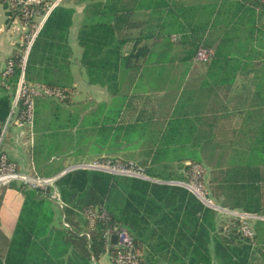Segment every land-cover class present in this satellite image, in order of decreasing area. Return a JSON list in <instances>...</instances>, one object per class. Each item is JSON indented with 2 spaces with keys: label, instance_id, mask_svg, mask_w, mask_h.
Instances as JSON below:
<instances>
[{
  "label": "trees",
  "instance_id": "trees-1",
  "mask_svg": "<svg viewBox=\"0 0 264 264\" xmlns=\"http://www.w3.org/2000/svg\"><path fill=\"white\" fill-rule=\"evenodd\" d=\"M0 2L28 27L45 13V6L30 7L35 14L26 24L23 8ZM71 3L84 5L77 34L80 66L90 85L108 91L109 104L91 108L74 100L76 10L66 6ZM27 35L8 60L11 72L6 69L0 79V138L23 71ZM201 50L210 59L203 82L196 91H182ZM24 84L63 92L60 101L36 106V122L46 109L59 121L65 114L34 144L30 159L36 168L29 166V174L52 177L63 168L49 163L53 156L102 154L117 142L128 151L139 149L138 157L100 160H133L152 180L68 172L56 186L66 204L62 223L69 229L56 222L47 191L20 184L25 202L0 264H100L106 254L112 260L116 251L107 252L104 239L109 226L127 230L139 264H264V221L253 222V235L246 237L240 219L222 218L186 188L168 184L185 182L196 166L203 179L205 166H211L222 208L264 217V0H65L37 36ZM140 101L146 111L128 121ZM163 105L166 112H160ZM136 141L139 146H129ZM214 158L218 164H212Z\"/></svg>",
  "mask_w": 264,
  "mask_h": 264
},
{
  "label": "crops",
  "instance_id": "crops-1",
  "mask_svg": "<svg viewBox=\"0 0 264 264\" xmlns=\"http://www.w3.org/2000/svg\"><path fill=\"white\" fill-rule=\"evenodd\" d=\"M184 1L187 2L188 4H199V3H208V2L214 3V2H219L220 0H184ZM66 6L70 8H74L76 10V15L74 17V25L71 30V47L74 51L72 67H71V75H72L71 81H72V85L76 88V91L74 93V100L76 103L86 102L91 106L93 104L97 105L101 103L109 104L111 103V96L108 93V91L99 86L90 85L86 74L84 73V71L80 66L82 50L77 43V34L81 22L84 18V5H74L71 3ZM25 32H26L25 25L18 18H12L11 16H9L8 9L4 6V4L0 2V79L3 77L4 71L7 68L8 60L11 58L15 50L21 44V39ZM209 64H210V59L208 61H198L195 58L194 61L192 62L189 73L183 82L181 90L182 91L198 90L207 73ZM138 94L143 95L145 94V92H140ZM145 97L141 99H146ZM40 102H44V103L40 104ZM56 102H52V103H56ZM159 102L160 101H158L157 105H159ZM48 103H51L49 102L48 99L40 98L36 101V106L40 104L39 107L40 109L43 108L42 106H45V104L48 105ZM140 103L142 106V107L140 106L141 107L140 109L141 110L144 109L146 111V108H143L145 101H140ZM60 106L65 110V112H68V110H70L67 107H62L63 105ZM226 106H228V104ZM135 107L136 106H133L131 108V111H129V113L127 114L126 119L128 121L135 120L139 115H141V110H139L140 111L139 112L135 109ZM91 108L94 107L92 106ZM156 109L157 108L154 106L149 108L150 113H152L151 115L154 114L153 112ZM160 112H166L165 105L160 107ZM41 113H42L41 119L39 117L37 122L35 116V123L33 126L27 124L20 125L19 123H17L16 119L13 118L8 125H7L8 123L7 121L3 129V133L0 138V152L7 155L9 160L18 166L19 170L22 171L24 170L28 172L29 166L30 167L32 166L33 169L36 168V163L34 161H31L30 159L31 150L34 147V144L38 140L39 136L44 134L43 132L49 130V127L51 126L57 127L59 123L62 122V120L64 121L65 114L63 118H60V120L61 119L62 120L59 121L56 120L59 118L57 114L51 111L50 109H46ZM116 144L117 145L113 144V147L109 151H104L102 152V154L92 153L91 155L87 156L83 154L75 155L74 152L73 153L71 152L67 155L53 156L50 159L49 163L56 162L57 165H61L63 167L61 172H63L75 166L89 164L105 157H112L118 159L131 158V155H136V157H138L139 149L135 153V151H128V149L124 147L125 145L120 146L117 142ZM138 144L139 142L136 141L129 146H139ZM90 146H92V143L88 145V147ZM189 164L190 161H187L185 165H189ZM41 165L42 164H40V166ZM174 166H179V169H181L180 165H177L176 163L174 164L170 163V167L176 169L174 168ZM13 185L14 186L0 190V255L3 254L4 249L11 238V235L14 229L16 228L21 210L25 202L24 194L22 192L25 190L18 183H15ZM50 203L52 204V210L54 211L56 222L58 224L62 223L61 212L63 210H60L51 201ZM103 258L100 260V263L102 262Z\"/></svg>",
  "mask_w": 264,
  "mask_h": 264
},
{
  "label": "built area",
  "instance_id": "built-area-1",
  "mask_svg": "<svg viewBox=\"0 0 264 264\" xmlns=\"http://www.w3.org/2000/svg\"><path fill=\"white\" fill-rule=\"evenodd\" d=\"M4 3L9 8H23L25 13L26 24L34 17L33 10L30 7H42L45 6V13L38 18V22L34 23L32 26L25 25L28 35L23 47L22 54V74L20 77L18 89L13 100L12 111L8 119L7 125L10 121L15 118L17 123L20 125H30L33 126L35 122V112H36V101L39 98H45L48 100L60 101L63 98V92L59 89H51L40 85L28 86L24 84V69L30 54V51L37 39V36L42 29L44 23L49 17L50 13L60 6L64 0H3ZM35 19V18H34ZM196 60L198 61H208L209 55L205 50H201ZM6 73L11 72L12 65L8 64L6 68ZM23 99V110L21 111L19 117L17 114L19 112L20 101ZM73 170H94L101 171L115 176H124L130 178H136L146 181H151L150 177L145 174V171L138 167L133 162L120 163L113 162L111 160H97L89 164L78 165L68 170L61 172L58 175L52 177H39L32 176L26 171L18 169V166L11 162L7 155L0 152V189L11 185L12 183L22 184L28 189L38 190L40 192L48 193L49 200L55 204L60 210L66 207L63 201L60 191L56 186V182L65 174ZM193 175L190 178L189 183L183 182H171L168 184L178 185L189 190L200 202L205 206L215 210H222L219 206L215 205L210 199L207 190L203 186L202 182V169L199 166L193 168ZM225 210V209H223ZM224 214H231L229 210H226ZM236 218L242 221V232L244 236L251 237L253 235V222L262 220L264 217L246 213H234ZM105 218V215L102 216ZM92 224V223H91ZM63 227L69 229L70 226L63 219ZM89 237V235L87 234ZM113 236L117 237V243L114 245L111 243ZM105 239V249L110 252L112 249L116 251L112 260L115 264H139L137 255L135 252V245L133 240L130 238L126 229L119 226H109L104 233Z\"/></svg>",
  "mask_w": 264,
  "mask_h": 264
},
{
  "label": "rangeland",
  "instance_id": "rangeland-1",
  "mask_svg": "<svg viewBox=\"0 0 264 264\" xmlns=\"http://www.w3.org/2000/svg\"><path fill=\"white\" fill-rule=\"evenodd\" d=\"M80 90V89H79ZM79 93V92H78ZM141 106V103L139 104V106H137V107H135V109L137 110V111H139V110H141L140 108L142 107H140ZM140 112V111H139ZM224 142V141H223ZM134 157H136V155H131V159H133ZM127 159H130V158H127ZM134 160V159H133ZM131 161V162H134V161ZM213 162H212V164L214 165V164H218L217 162H216V158H214V160H212ZM217 161L220 163L221 161L219 160V159H217ZM174 168H176L177 170H179L180 172H179V174H184V172H183V169H179V166H174ZM204 168V167H203ZM175 170V169H174ZM204 170H205V173H204V176H203V186H204V188L207 190V193H208V195H209V199L215 204V205H217V206H219L222 210H220V211H218V213L220 214V216L222 217V218H234V219H238V218H236V215L234 214V213H241V211H230V212H232V215L231 214H224L225 213V211H226V209L225 210H223L224 208H222L221 206H220V204H221V202L224 200V198L223 197H220V198H217L216 197V195L219 193L220 194V192L219 191H217V190H215L214 189V184H213V182L211 181V179H213V171H214V169L211 167V166H205V168H204ZM216 170H218V169H216ZM216 172V171H215ZM185 177L184 178H187L186 179V181L185 182H183V183H189V181H190V178H191V176H186V175H184ZM168 183H170V182H168ZM216 184V183H215ZM216 194V195H215ZM110 256L108 255V254H106L105 256H104V258H103V260H102V262L100 263V264H110Z\"/></svg>",
  "mask_w": 264,
  "mask_h": 264
},
{
  "label": "water",
  "instance_id": "water-1",
  "mask_svg": "<svg viewBox=\"0 0 264 264\" xmlns=\"http://www.w3.org/2000/svg\"><path fill=\"white\" fill-rule=\"evenodd\" d=\"M111 243L114 244V245L117 243V237L116 236L112 237Z\"/></svg>",
  "mask_w": 264,
  "mask_h": 264
}]
</instances>
